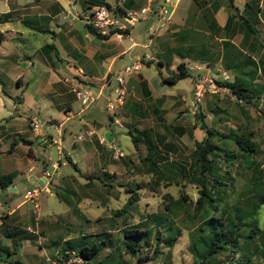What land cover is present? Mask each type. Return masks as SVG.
<instances>
[{"label": "rangeland", "instance_id": "rangeland-1", "mask_svg": "<svg viewBox=\"0 0 264 264\" xmlns=\"http://www.w3.org/2000/svg\"><path fill=\"white\" fill-rule=\"evenodd\" d=\"M30 1L44 0H0V12L6 11L13 2L22 7L28 5L24 4L25 2ZM62 1L70 2L67 4L68 7L65 6L66 9L76 18L77 26L85 28L87 20L85 18L91 12L85 1ZM9 22L18 25L16 20ZM133 25L134 29L119 42L113 36L110 41L124 48L133 39L147 41L149 38L147 32L142 33L143 38L138 36L139 22L136 21ZM24 26L20 34L5 37L0 34L1 54L19 57V61H27L28 57L33 59L34 64L29 66V83H26L27 86L24 84V87L27 90L34 89L39 96V100L33 101L30 94L23 93L22 87H17L16 80L11 79L16 69L0 63V86L4 85L7 92V94L0 92V103H5L4 108L0 107V133L4 135L10 132V136H14L19 142L18 149L8 157L11 162L10 168L19 169L14 180L17 193L12 199L7 198L5 203L0 201V211L7 213V210L23 200L15 209L14 215L19 214L17 220L11 218L14 215L0 217V264H15V258H19L24 264H193L194 256L189 243L203 233L198 227L203 225V220L211 213L228 217L234 208L248 212L255 210L256 205L255 218L264 229V199L261 200V197H264V94L261 95L263 99H253L248 102L238 98L226 86L220 85L219 80L201 76L203 84L201 95L198 99L194 95L200 107L194 103L188 109L184 106L185 101L180 97L186 94L187 100L191 99L193 85L191 76H187L179 79L175 86L171 85L170 92H174L175 88H182L185 93L181 91L182 93L171 95L166 101V108L161 112L163 118L158 119L156 113L152 112L150 102L138 89L136 94H130L126 105L119 106L118 111L115 110L116 113L113 116L120 118L122 126L114 122L113 116L106 112L104 106L99 114L102 125L100 123L96 126L97 133L104 135L107 139H113L124 152L123 156L114 157L97 138L95 139L98 145L95 143L93 145L88 136L81 140L76 138L78 133L85 131L79 127L82 113L70 115L82 108L74 91L70 90L68 94L72 107L70 111L62 109L60 112L59 108L48 106L52 104L51 95L41 93L45 79L40 72V68H43L44 56V53L43 56L41 55L40 47L53 39L58 47L56 43L58 34L54 35L56 31L53 26H49V29L44 31L31 30L28 25ZM4 27L5 23L0 22V30ZM238 40L239 38L236 39ZM99 41L98 37H94L93 45H97ZM45 48L50 49L47 45ZM137 49L148 50L146 47L135 46L129 52L118 56L111 69L107 87L110 88L114 84V74L119 64L124 65L137 58L135 57ZM50 51L52 57L57 59L55 49L51 48ZM59 51L60 53H57L60 56L62 55L60 48ZM101 62L96 66L88 67L90 68V71H87L88 81L85 80L86 78H80L78 82H83L94 91L97 90L102 82L100 76L108 61ZM189 64L194 65L195 62L191 61ZM215 65L223 66L221 63ZM140 72L143 76L150 77L152 81L155 77L157 78V63L143 64ZM220 75L223 76L224 73ZM139 79L140 75L134 72L127 76L125 86L132 84L134 86V82L138 85ZM66 85L69 89L73 86L69 83ZM111 92L108 94L112 96ZM17 97H24V102L22 100L18 102ZM167 97L168 95L161 101V105ZM129 105H135L136 111L133 112V108ZM196 107L205 113L206 123L213 126L219 133L249 131L252 134V140L256 143V152H243L232 138L217 136L213 138L215 143L237 154L233 162L227 166L230 172L224 173L226 184L222 186L225 192L222 200L216 201L219 203L217 211H213L206 202L197 208L196 200L199 197L201 185L188 174H184L181 167L184 164L186 171L191 172L195 141L204 136V131L195 116ZM6 110H10L11 116L5 119L2 116H8ZM14 114L17 117L12 119ZM67 115L70 116L66 118L61 132L58 133L57 122ZM32 116L40 120L41 130L61 138L62 148L59 153L55 146L48 149L39 146L35 138H33V144L29 145L36 155L50 160L47 168L51 171V161L58 160L59 157H62L59 161L66 159L64 154L67 153L80 170L79 172L70 163H60L58 169L53 171L48 189H44L39 182H32L40 188L37 208L33 206L32 201L23 198V193L30 188L28 186L31 183L26 176L28 166L25 164L29 160L25 153L28 145L18 139L19 132L29 129L28 119ZM51 118L55 121L50 122ZM180 126L183 127L182 131ZM129 127L134 133L137 130H146V139L151 137L156 143H154L155 146L159 148L157 158L161 153L164 155L159 158L155 169H152L149 161L145 159L147 153L145 144L140 141L134 145L128 132ZM28 133H30L29 130ZM158 133L165 135L164 145L157 142ZM73 143H76L74 148L71 147ZM5 157L0 153V173L8 170L3 164ZM22 157H25V162ZM223 158L222 155L217 156L218 164L221 166L227 162ZM251 160H253L252 163ZM198 169L194 174H198ZM105 170L111 176H108ZM89 174H93V178H86ZM127 182L140 183L141 187L136 186L139 199L122 209L131 193L125 185ZM1 189L0 187V197L3 195ZM252 219L253 217L249 216L245 218V222L252 223ZM7 224L15 226L17 232L11 235L5 234ZM27 224L31 225L36 232H31L26 227ZM133 224L150 228L148 239L142 242L134 255L126 252L122 244L123 230ZM247 227H244L243 233H246ZM68 238H72L70 242L74 245L72 251L77 250L83 243L109 238L112 242L110 244L107 240V245L101 248L98 254L82 262V259L74 256L72 252L69 259H63V252L68 246L65 240ZM241 241L244 243V238ZM242 250L250 256V260H245L246 264H264V234L258 231L252 240L248 239L247 244H243ZM220 257H224L225 261L230 257L237 258L238 253H232L227 247L221 252ZM223 264H227V261Z\"/></svg>", "mask_w": 264, "mask_h": 264}, {"label": "crops", "instance_id": "crops-1", "mask_svg": "<svg viewBox=\"0 0 264 264\" xmlns=\"http://www.w3.org/2000/svg\"><path fill=\"white\" fill-rule=\"evenodd\" d=\"M84 1L90 10L95 4V1L98 3L100 1V3H111L112 1L111 4L114 3V0ZM31 3H36L37 5H32ZM24 4L28 5L19 7L21 5L13 2L6 11L0 12L6 13L4 21L5 27L3 30H0V34L4 37L6 35L20 34L25 28L24 25H28L31 30L35 29L39 31L47 30L49 26L55 27L56 32L54 35H56V33L58 34L56 43L61 49L62 55H58L60 51L55 44V39L40 47L42 48L41 55L44 53V56L42 55L43 68H40V72L45 79V85L41 93L51 95L52 104L48 106L57 107L60 112L62 109L65 111H70L72 109L70 95L68 96V94H70V90L73 91V88L79 83L78 79L86 78L85 80L88 81L89 74H87V71H90L88 67L96 66L102 63V60L108 61L103 74L100 76L102 84L108 76L110 77L111 69L118 56L125 52H129L135 46L148 48V50L137 49L135 51V57L141 56L145 52L153 55L154 59L149 60V62L143 61V64L156 62L157 78L152 76L154 79L151 81L150 77L143 76L140 72L142 67L139 71H136L137 74L140 75L139 83L137 85L134 82V86H132L133 84L131 86H126L127 96L121 107L127 104L130 94H136L139 89L145 99L152 105V112L156 113L158 119H162L163 115L161 112L166 108L165 104L166 101L169 100V97L182 93L181 91L184 92V90L182 88H175V90H173L174 92H170L169 89L175 86V84L171 86L170 84L162 83L161 75L166 76L171 74L179 62H184L189 69V76H191L193 85L191 89V99L189 101L187 100L186 94L180 96L181 99L185 101L184 106L188 109L191 108V105L194 103H197V106L200 105L194 95L195 83L201 79V76L211 77L216 80L245 78L252 82V85L257 88L260 95L264 94V0H123L120 10L150 7V9L137 21L139 22V26L137 27L138 36L143 38L142 33L147 32L149 35L148 40L141 42L133 39L125 48L122 46L119 47V45L110 41L111 36L109 35L99 37L89 30L86 25L85 28L78 27L76 18L66 9V7H68L67 4H70L69 1L44 0L42 2L30 1ZM241 16L252 24L250 30L247 29ZM12 20H16L18 25H13L9 22ZM133 29L134 25H132L130 31ZM94 37L100 39L97 45H93ZM237 38H239L238 41H236ZM116 41L119 42L118 39ZM46 45L50 47L49 50L45 48ZM51 48L55 49L57 59L52 57ZM226 51H228L227 54ZM28 58L27 61H19V57L0 53V63H5L12 69H16L11 79L16 80L17 87H22L23 93L30 94L32 100L37 101L39 100L37 91L34 89L27 90V88L24 87V84L27 86L26 83H29V66L34 64L33 59L30 57ZM191 61H194L195 64L190 65L189 63ZM216 63H221L223 66L218 67L215 65ZM121 66L123 65L119 64L117 66V71ZM221 73H224V75L221 76ZM143 80L147 83L148 91L141 83ZM66 83L73 85L71 89L66 88ZM110 88L105 86L104 94L101 97L85 108H81L79 111L70 114L75 115L79 112L82 113L79 127L84 131L89 129L95 131L94 134L88 136L93 145L94 143L98 145L97 137L100 134L97 133L96 126L100 123L102 125L99 114L102 112L104 106L103 102L106 96H108ZM0 92L7 94L4 85L0 86ZM167 95L168 97L161 105V101H163ZM24 99V97H17L18 102ZM261 99H263L262 96ZM131 104H133L132 101ZM4 106L5 103L1 102L0 107L4 108ZM129 107L133 108V112L137 109L135 105H129ZM6 111L8 116H2V118L6 119V117L11 116V114H9L10 110ZM70 115L63 117L57 122L58 125L56 130L58 133L61 132V127L64 125L66 118ZM15 117L17 116L14 114L12 119ZM49 121L53 122L55 120L51 118ZM28 126L30 133H28V130H23L18 133V139L28 145L25 153L28 155L29 160L25 162V157H22V159L28 166V173L26 176L31 181L28 187H31L33 186L32 182L42 180L41 183H43L45 181L43 171L48 167L47 165L50 161L46 157L41 156V158L39 155H36L33 148L29 146L33 144V138H35L37 144L44 149L55 146L58 153L61 149H58L55 143H49L48 140L50 137L55 139L60 138L59 136L54 137L49 132L41 129L36 133L30 128V125ZM133 128L135 129V127ZM128 129H130V127ZM160 135L164 136L163 141L160 140ZM156 137L157 142L163 145L165 144V135L163 133H158ZM95 138H97V140ZM18 144L19 142L15 140V137L10 136V132L4 135L0 133V153L6 156L3 160V164L5 168L8 169L0 174L14 173L8 186L5 189H1L4 195L2 203H5L7 198L12 199L17 193L14 180L19 169L12 170L10 168L11 162L8 157L18 149ZM66 155L68 154L65 153L64 156ZM61 158L59 157L58 160ZM63 159L67 161V158ZM10 186H14L15 189L8 191V187ZM21 202H23V200L17 205ZM16 206L7 210V213L1 210L0 217L2 215H14L16 213ZM14 216L11 218L17 220L19 214L17 213Z\"/></svg>", "mask_w": 264, "mask_h": 264}, {"label": "trees", "instance_id": "trees-1", "mask_svg": "<svg viewBox=\"0 0 264 264\" xmlns=\"http://www.w3.org/2000/svg\"><path fill=\"white\" fill-rule=\"evenodd\" d=\"M101 2V1H100ZM99 2V3H100ZM94 3H98L95 1ZM107 3V2H106ZM121 9V8H120ZM6 18V13H0V22H4ZM242 18V16H241ZM248 30L251 29L252 24L247 20L242 18ZM89 30L99 37H105L107 35H102L96 29H94L88 22L85 24ZM149 62V60L147 61ZM190 72L184 62H179L176 65L175 70L169 75L162 76L161 82L166 84H175L179 79L189 76ZM141 83L147 89L146 81H141ZM220 85L226 86L229 88L233 94L238 98L244 99L245 101L251 102L253 99H260V92L252 85V82L245 78H234L232 80L220 79L218 81ZM148 91V89H147ZM195 116L198 118V123L204 131V136L195 141V148L193 149L194 161L192 163L191 172L186 171V166L182 164V171L184 174L194 180H196L200 185L199 197L197 198V208L202 206L206 202L213 211H217L219 208V203L216 201H221L224 196V188L222 185H225L224 182V173L227 174L230 170L227 168L229 163L233 162V159L237 157V154L232 150L219 145L213 141L215 136L217 137H229L234 140L237 147L243 152L252 151L256 152V143L252 140V134L249 131H231L230 133H219L213 126H210L204 120L205 113L196 107ZM110 119L112 117L109 115ZM181 131L183 127H181ZM134 145H137L138 142L142 141L147 149L145 159H147L151 165L152 169H155L156 164L159 158L164 157L161 153L159 158H157V152L159 148L155 146L154 142L150 137L146 139L147 131L138 130L134 133L131 129H128ZM142 136H141V135ZM160 140H164V136L160 135ZM218 139V138H217ZM222 152V153H221ZM222 155L224 160H227L225 165H219L217 156ZM67 162L74 165L75 168L80 172L79 168L76 165V162L73 161L68 155H66ZM253 160H251V163ZM259 167V165H258ZM198 169V174H194ZM106 171V170H105ZM106 174L111 176L107 171ZM14 174L13 173H3L0 174V187L5 189L8 184L11 182ZM93 174L86 175V178H93ZM159 175H157L158 177ZM211 178V179H210ZM127 188L131 191L128 195V198L122 209H125L129 204H133L139 199V192L136 190L137 187H141L138 182H127L125 183ZM264 197H261V200ZM215 201V202H213ZM260 201V200H259ZM262 202V201H261ZM255 210H250L248 212L241 211L240 209L234 208L232 213L228 216L216 215L214 213L209 214L204 220L203 225L198 227L201 232H203L197 238H194L189 243V248L194 256L193 264H223L227 261V264H246L245 260H250V256L246 255L243 250V244H247L248 239L252 238L260 231L264 234V229L258 224L257 218H255ZM121 209V208H120ZM119 209V210H120ZM252 216V223H246L245 218ZM247 227L246 233H243L244 227ZM122 244L126 252L134 255L136 251L141 246L142 242L148 239L150 235V228L142 226L141 224H133L125 227L123 230ZM17 232L15 226H9L8 224L5 227V234H13ZM244 238V243L241 239ZM71 239L68 238L65 242L68 244L67 248L63 252V259H69L72 252L74 256H79L82 259V262L90 259L99 253L101 248L107 245L108 242H112V239H105L101 241H92L90 243H83L79 246L77 250H73L74 245H71ZM111 244V243H110ZM227 247L232 253H238L237 258L230 257L224 261V257H220L221 252H223ZM70 249V250H68ZM72 249V250H71ZM10 252V251H8ZM139 258L142 259L140 255ZM15 264H24L19 258L14 259ZM124 264V263H123Z\"/></svg>", "mask_w": 264, "mask_h": 264}, {"label": "built area", "instance_id": "built-area-1", "mask_svg": "<svg viewBox=\"0 0 264 264\" xmlns=\"http://www.w3.org/2000/svg\"><path fill=\"white\" fill-rule=\"evenodd\" d=\"M123 0H114V3H95L91 7V12L87 16L86 22H88L94 29H96L102 35L114 36L116 39L121 40L124 36L129 35L130 28L134 22L138 21L142 15L150 9V7H142L140 9H125L120 10L121 3ZM154 59L153 55L148 52H145L143 55L138 56L134 61L124 64L119 68V70L114 74V84L112 85L109 92L112 93V96L108 94L104 100V107L108 114L111 116L118 111L117 108L122 106L125 102V97L127 95L126 82L127 76L132 73L139 71L142 67L143 61H148ZM109 82V76L105 81L100 84L97 90H93L90 87L86 86L83 82H79L74 88L73 91L76 97L80 100L82 108H85L96 99L101 97L104 94L105 86ZM202 79L196 81L195 83V96L198 99L201 95L202 90ZM116 110V111H115ZM114 122L122 126L119 117L113 116ZM30 128L38 133L40 131L41 122L35 116L29 118ZM93 129H89L83 133H78L76 138L81 140L85 136L94 134ZM98 141L101 144H104L109 151H111L114 157L123 156L124 152L119 144H117L113 139H107L104 135H98ZM49 143H55L58 149H61L60 138H48ZM60 160V159H59ZM52 160L51 161V171L46 167L43 171V177L45 181L43 183L39 182L44 189H48V184L51 182L53 171H56L60 163L66 164V160ZM40 188L35 184L32 187L25 190L23 193V198L25 200H30L33 202L34 207L39 206L38 195ZM27 228L31 232H36V230L28 225Z\"/></svg>", "mask_w": 264, "mask_h": 264}, {"label": "water", "instance_id": "water-1", "mask_svg": "<svg viewBox=\"0 0 264 264\" xmlns=\"http://www.w3.org/2000/svg\"><path fill=\"white\" fill-rule=\"evenodd\" d=\"M198 107H200V105H198ZM71 147L74 148V147H75V143H73ZM38 182H42V180H40V181H38ZM12 189H15V187H14V186H10V187H8V191H10V190H12ZM2 199H4V195H2V196L0 197V200H1V201H2Z\"/></svg>", "mask_w": 264, "mask_h": 264}]
</instances>
